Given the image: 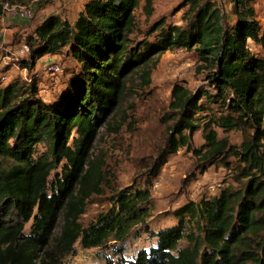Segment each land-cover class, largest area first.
Here are the masks:
<instances>
[{"label": "trees", "instance_id": "trees-1", "mask_svg": "<svg viewBox=\"0 0 264 264\" xmlns=\"http://www.w3.org/2000/svg\"><path fill=\"white\" fill-rule=\"evenodd\" d=\"M4 1L13 2L0 0V16ZM145 1L149 6L151 0ZM138 2L86 0L74 21L49 14L23 39L28 52L21 67L31 71L43 56L64 51L79 70L53 102L39 96L34 78L0 85V157L12 160L0 165V264H63L78 240L83 248L122 244L133 228L145 224L150 191L132 186L115 190L109 208L87 226L81 224L88 200L102 194L105 184L102 162L91 149L128 77L154 55L175 47H195L199 68L210 71L213 91L191 94L174 87L166 120L171 124L159 162L149 170L157 174L169 154L190 149L191 135L203 124V159L214 164L237 157L238 186L182 205L173 213L175 225L146 229L156 239L154 246L135 258L119 256L114 264H264V55L253 54L248 46L252 41L264 51V31L254 0H229L231 25L224 24L213 2L186 0L191 15L184 28L164 29L162 23L154 42L132 46ZM214 127L241 130L242 142L229 144ZM40 143L47 150L35 156ZM62 161L61 173L51 178ZM182 240L186 245L180 247Z\"/></svg>", "mask_w": 264, "mask_h": 264}, {"label": "rangeland", "instance_id": "rangeland-1", "mask_svg": "<svg viewBox=\"0 0 264 264\" xmlns=\"http://www.w3.org/2000/svg\"><path fill=\"white\" fill-rule=\"evenodd\" d=\"M84 1L13 0V3L32 6L34 17L24 21L0 16V85L13 80L25 84L34 78L38 82L39 96L46 102H53L65 90L69 78L73 77V72L79 70V66L63 51L52 59L40 58L30 71L20 66L22 57L27 55L21 52V45L41 17L60 13L73 20ZM202 1H211L219 7L224 15V24L233 23L229 0ZM185 2L186 0H151L146 7V1L139 0L133 12L134 27L129 36L130 44L135 46L143 40L154 42L162 23L164 29L173 26L184 28L187 16L191 15L187 12L188 5ZM253 6L261 31H264V0H254ZM248 46L253 54L264 55L260 45L249 41ZM50 62L59 65L58 72L46 70ZM201 63L195 47H175L154 55L147 66L128 77L118 105L97 129L91 152L93 158L102 162L105 184L102 194L93 195L88 200L80 222L87 226L99 212L109 208V196L115 190L129 186L149 189L150 216L145 224L133 228L122 244H113L110 241L102 247L83 248L78 240L73 251L61 263L114 264L119 256L135 258L139 251L149 250L156 243V239L146 229L156 232L173 226L177 223L173 213L182 205L215 197L227 185L238 186L235 181L236 167L240 164L237 157L228 156L225 162L220 160L214 164L203 159V124L191 135L190 149L180 147L175 153L169 154L157 174H154L155 170L153 173L149 170V166L158 160L157 156L164 147L166 127L171 124V121L166 123V120L171 116L169 104L174 87L185 88L191 94L204 90L213 91L209 84L210 71L200 69ZM214 128L218 138L227 139L229 144L238 146L242 142L241 130L224 131ZM71 142L70 138L68 143ZM46 150L44 143L38 144L35 156ZM11 163V159L0 157V165L5 167ZM64 163L66 162H60L57 169L52 171L51 178L56 173H61ZM61 224L59 219L54 228L55 235L58 234ZM29 227L30 223L26 224V231ZM185 245L184 240L180 241V247Z\"/></svg>", "mask_w": 264, "mask_h": 264}, {"label": "built area", "instance_id": "built-area-1", "mask_svg": "<svg viewBox=\"0 0 264 264\" xmlns=\"http://www.w3.org/2000/svg\"><path fill=\"white\" fill-rule=\"evenodd\" d=\"M1 16H8L19 20H30L34 17V10L32 6L26 4L13 3L10 1L2 2V14ZM21 52L27 53L28 46L23 43L21 45ZM60 69L56 62H50L46 66V70L52 73L58 72Z\"/></svg>", "mask_w": 264, "mask_h": 264}, {"label": "crops", "instance_id": "crops-1", "mask_svg": "<svg viewBox=\"0 0 264 264\" xmlns=\"http://www.w3.org/2000/svg\"><path fill=\"white\" fill-rule=\"evenodd\" d=\"M74 1H76V0H74ZM85 1H86V0H85ZM85 1L83 2L80 11L83 9V5H84ZM80 11H79V12H80ZM58 14H60V13H58ZM43 18H45V17H41V20H42ZM75 18H76V17H75ZM75 18H74L73 20H70V19H68V20H69L70 22H72V21L75 20ZM2 20H4V19H2ZM7 24H8V23H7ZM56 56H58V55H45V56H43V57H49L50 59H52V58H54V57H56Z\"/></svg>", "mask_w": 264, "mask_h": 264}]
</instances>
